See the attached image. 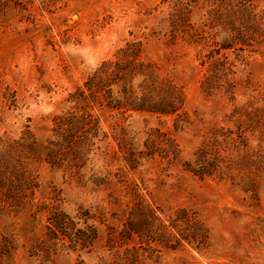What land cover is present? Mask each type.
I'll return each instance as SVG.
<instances>
[{
	"label": "rangeland",
	"instance_id": "1",
	"mask_svg": "<svg viewBox=\"0 0 264 264\" xmlns=\"http://www.w3.org/2000/svg\"><path fill=\"white\" fill-rule=\"evenodd\" d=\"M13 1L0 13V137L30 133L37 186L32 205L0 210V231L13 239L0 264H101L102 258L116 264L117 257L124 264H264V0H248L246 10L236 0ZM237 30L239 38H231ZM127 44H139L131 47L132 64L149 62L153 75L181 89L188 122L107 106L104 89L119 98L120 81L91 96L87 82L104 61L122 57ZM215 60L225 63L211 85ZM131 76L126 87L139 96L144 76ZM83 109L96 126L81 163L68 169L69 157L46 162L54 118ZM121 138L136 156L134 167ZM203 144L223 158V178L218 170L200 179L184 169ZM173 146L178 155L170 163ZM54 193L66 213L86 212V223L96 227L89 251L33 250L46 223L36 205ZM140 199L160 208L156 224L173 233L168 217L177 207L196 211L200 247L187 240L167 247L153 233L149 240L121 236L126 223L149 227L145 211L131 216ZM111 225L117 231L108 241Z\"/></svg>",
	"mask_w": 264,
	"mask_h": 264
},
{
	"label": "trees",
	"instance_id": "2",
	"mask_svg": "<svg viewBox=\"0 0 264 264\" xmlns=\"http://www.w3.org/2000/svg\"><path fill=\"white\" fill-rule=\"evenodd\" d=\"M11 0H0V13L5 6L8 5ZM234 0H217L218 5L224 3H231ZM13 2L19 3V0ZM241 10L250 8L248 0H236ZM238 31V30H237ZM175 29L170 31V36L174 37ZM240 31L232 34L231 38H239ZM139 44H127V46L121 51L122 57H118L114 61H104L100 67L94 72L93 76L87 82L88 88H93L94 93L91 96L95 99L96 92L104 89L110 84L120 81L121 93L119 98L112 97V91L108 87L104 89L103 100L107 106H111L117 109L124 108L127 110L129 107L132 109L149 112L157 116L161 115H175V120L180 125L188 122L186 113L182 110V91L170 80H159L153 75V66L147 62H139L132 64L129 59L132 54L131 47ZM135 50H138L135 48ZM225 62H216L211 64V74L207 77V82L213 84V78L216 77L220 66ZM130 64L133 67H137L138 71H134L130 68ZM138 72L143 75L139 88L141 94L133 95L131 93L130 85L126 87V84L130 82L131 74ZM232 88V84L229 82L227 90ZM123 110V111H124ZM237 111V109H235ZM122 111V110H121ZM96 120L90 112L83 109L82 113H78L76 110L67 111L54 118V126L52 128L53 139L49 140V147L45 155V161L51 165L61 163L69 157V162L66 167L72 168L78 166L82 161L84 142L89 140L87 136L91 129H95ZM119 148L124 153L126 162L131 167L137 164L136 156L131 146L126 145V142L121 138ZM32 137L27 131L23 132L21 136L14 139L9 136L0 137V210L4 208L10 209L12 207L20 206L23 204H31L34 190L37 186L35 177L32 174V170L29 168V164L33 159L30 151V143ZM153 145V143H150ZM171 152V157L168 158L170 163L176 161L178 150L176 146ZM195 159L193 162H184V169L190 171L194 175L203 179L204 176H211L218 170L217 174L219 178H223V170L220 169L218 164L219 160L223 161L216 151H213L212 147L208 144H203L195 151ZM245 157L243 159L245 160ZM229 168V166H226ZM232 177L233 175H227ZM135 190V187H132ZM27 200L25 202V200ZM24 200V201H23ZM48 200V201H47ZM49 200H52L49 204ZM57 193L46 195L41 205H36L35 212L44 210L46 215L45 232L43 239L40 242H36L32 245L34 251H48L54 250L57 247L61 249H75L79 246V249L88 248L93 245L94 241L98 237V232L95 226L87 224L85 213L80 210L74 216L66 213L61 207V203L57 202ZM134 211H131V216L137 211L143 210L147 213L146 220H149L148 228L142 229V227L136 224L126 223L124 224L120 235L132 236L133 234L138 237L149 240L148 234H155L159 242H163L165 246H172L173 243L181 244L180 240L192 241L196 244V247H200V218L196 211L187 207H177L174 213L168 217V225L174 231L169 232L166 230V226H163L161 222L156 224V220H159L158 215L155 213L160 208L150 203H145L141 199L136 203ZM0 211V212H1ZM136 215V214H135ZM77 217L78 220H74ZM83 226L76 227L77 223L82 219ZM106 233L108 241H112L115 237L117 227L108 226ZM146 237V238H145ZM149 242V241H147ZM13 248V239L3 231H0V258L5 254H9ZM116 264H124L119 260ZM101 264H106L104 258L100 261Z\"/></svg>",
	"mask_w": 264,
	"mask_h": 264
}]
</instances>
